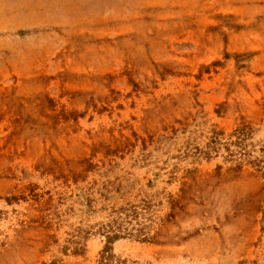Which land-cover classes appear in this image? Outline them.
<instances>
[{
	"label": "rangeland",
	"instance_id": "374dc122",
	"mask_svg": "<svg viewBox=\"0 0 264 264\" xmlns=\"http://www.w3.org/2000/svg\"><path fill=\"white\" fill-rule=\"evenodd\" d=\"M0 264H264V0H0Z\"/></svg>",
	"mask_w": 264,
	"mask_h": 264
},
{
	"label": "trees",
	"instance_id": "16d2710c",
	"mask_svg": "<svg viewBox=\"0 0 264 264\" xmlns=\"http://www.w3.org/2000/svg\"><path fill=\"white\" fill-rule=\"evenodd\" d=\"M125 234L122 233L121 231V228L118 227V229H112V227H109V230L106 231L105 233V239H106V242H105V245L101 251V260L102 261H107L109 260L111 257H112V254H111V244L122 238ZM138 237V236H137ZM153 241H156L154 240V237H152ZM151 238H147V237H143L142 238V241H149V240H152Z\"/></svg>",
	"mask_w": 264,
	"mask_h": 264
}]
</instances>
